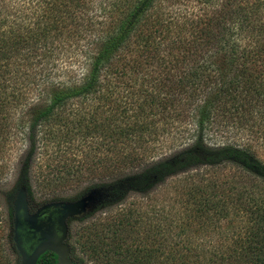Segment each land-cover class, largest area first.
Segmentation results:
<instances>
[{
  "label": "trees",
  "instance_id": "trees-1",
  "mask_svg": "<svg viewBox=\"0 0 264 264\" xmlns=\"http://www.w3.org/2000/svg\"><path fill=\"white\" fill-rule=\"evenodd\" d=\"M89 98L99 102L95 111H105L112 175L87 186L112 199L202 165L233 164L264 181V161L235 138L249 120L264 119V0H0V192H31L39 152L42 190L55 192L69 181L50 173L46 149L67 151L76 131L79 139L100 131L104 124L93 114L88 121L68 119L82 117L85 106L70 105ZM155 116L183 124L189 139L216 132L235 140L194 139L152 159L142 145L157 146L164 131ZM18 132L25 157L6 190L4 151ZM235 199L247 217L233 242L215 246L219 254L205 261L168 256L169 264H264V192ZM107 220L86 231L83 246L95 258L108 254L104 239L119 245L118 230L130 223L127 214ZM68 247L72 264H79L73 244ZM55 256L45 251L35 264H55Z\"/></svg>",
  "mask_w": 264,
  "mask_h": 264
},
{
  "label": "rangeland",
  "instance_id": "rangeland-1",
  "mask_svg": "<svg viewBox=\"0 0 264 264\" xmlns=\"http://www.w3.org/2000/svg\"><path fill=\"white\" fill-rule=\"evenodd\" d=\"M102 102V101H101ZM90 98L77 100L70 106L85 112L69 115L80 121H88L89 114L95 115L94 120L104 124L100 131H94L90 138L79 139L76 131L74 144L67 150L47 148L48 169L54 178H68L58 185L55 192L41 189L37 183L38 172L42 166L41 153L37 154L32 166L31 192L26 190L30 209L54 200H74L96 187L87 184L96 182L103 184L112 175L109 160H107L105 136V111L94 110L99 104ZM35 101L30 108L35 107ZM92 107V108H91ZM88 108L91 111L88 112ZM102 108H105L103 106ZM157 126H163L159 131L158 141L142 145L146 155L153 158L166 156L186 147L194 139H200L205 144L220 145L235 140L245 143L254 154L264 161V124L261 117L248 121L246 131H237L236 137H226L225 133L212 132L202 136L194 135L189 139L183 133V124L176 121L160 120L153 117ZM178 124L177 126H175ZM25 137L18 132L15 139L6 145L2 181L4 189H12L17 180L18 170L25 157ZM149 157V158H150ZM134 169V168H133ZM129 170V169H128ZM45 172V171H44ZM70 177H73L72 179ZM79 180V181H76ZM20 189V188H19ZM0 192V264H19V256L11 242L13 202L17 191ZM99 196L94 205L87 211L83 219L67 220V244H73V256L79 258V264H169L170 257H182L207 260L219 254L213 248L222 243H231L237 238V233L247 217L244 209L235 204L237 194L244 192H264V181L256 180L247 172L233 164L218 166H197L181 173L169 176L148 191L127 190L122 198L112 199L108 192L97 188ZM224 202V204H222ZM127 214L130 223L119 229L121 237L119 245L112 239H104L101 248L108 250L105 257L95 258L90 250L85 248L86 231H97L108 217L117 220L118 216ZM242 216V217H241ZM96 226H93V224ZM105 225V223H104ZM107 229V228H106ZM108 230V229H107ZM106 230V231H107ZM103 230V232H106ZM109 232V231H107ZM162 241L160 245L159 241ZM115 252L113 256L111 253ZM171 253H170V252ZM217 253V254H216ZM114 257V258H113ZM209 264V263H207Z\"/></svg>",
  "mask_w": 264,
  "mask_h": 264
},
{
  "label": "water",
  "instance_id": "water-1",
  "mask_svg": "<svg viewBox=\"0 0 264 264\" xmlns=\"http://www.w3.org/2000/svg\"><path fill=\"white\" fill-rule=\"evenodd\" d=\"M99 196L97 188L91 189L89 192L83 194L77 199L74 200H54L47 203H44L40 206L36 212L32 214L27 213L28 198L26 195V189L20 188L17 191L13 202V211L15 223H18V210L20 208L24 209L23 211V221L24 225L28 227L29 235L25 236L26 241H30L37 235L42 239L35 248L29 253V257L26 258L25 264H33L36 257L45 249L52 248L55 244V252L64 257L69 248L68 245L62 241L67 237L68 226L67 220L69 218L83 216L87 213L89 208L95 204ZM58 225L60 235L58 237H53L54 234V224ZM49 236L51 239H54L56 242L52 245L45 243L44 238ZM15 240L19 241L18 235H15ZM62 262V261H61ZM72 264V263H71Z\"/></svg>",
  "mask_w": 264,
  "mask_h": 264
},
{
  "label": "flooded vegetation",
  "instance_id": "flooded-vegetation-1",
  "mask_svg": "<svg viewBox=\"0 0 264 264\" xmlns=\"http://www.w3.org/2000/svg\"><path fill=\"white\" fill-rule=\"evenodd\" d=\"M54 201V200H53ZM50 202V201H49ZM47 203V202H46ZM44 204V203H43ZM43 204H41L40 206H42ZM39 206V207H40ZM35 208V209H30L29 208V204L27 206V213L28 214H32L34 212H36V210L39 208ZM24 209L20 208L18 210V223H15V218H14V211H13V221H12V239L14 242V249L16 250L18 256H19V264H25V260L26 258L29 257V253L35 248V246L42 241L41 238H39L37 235H35V237L33 239H31L30 241H26L24 238L26 235H29L30 233H28V227L24 225V221H23V217L24 215L22 214L24 211ZM80 217V216H79ZM77 218V217H74ZM70 219V218H69ZM68 226V224H67ZM54 234L53 237H58V235H60L59 232V228L58 225L55 223L54 224ZM18 235L19 241L15 240V235ZM68 235V234H67ZM67 238V237H66ZM66 238L62 241L63 243L67 244L66 242ZM45 243L52 245L53 243H55L56 241L54 239H51L49 236H46L44 238ZM68 245V244H67ZM52 248H48L43 250L35 259V262L33 264L36 263L37 259L39 258V256L45 252L48 251L49 253H55V264H71L72 260L69 256V250L67 252V254L64 257L59 256L55 251L59 250V248L55 247V244L52 245ZM53 248H56V250H54ZM69 248V247H68ZM62 261V262H61Z\"/></svg>",
  "mask_w": 264,
  "mask_h": 264
}]
</instances>
